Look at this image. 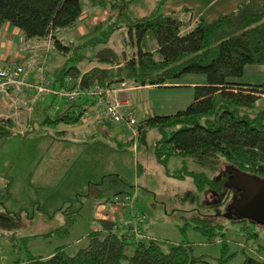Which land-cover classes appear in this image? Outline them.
I'll return each instance as SVG.
<instances>
[{"label":"trees","instance_id":"trees-1","mask_svg":"<svg viewBox=\"0 0 264 264\" xmlns=\"http://www.w3.org/2000/svg\"><path fill=\"white\" fill-rule=\"evenodd\" d=\"M132 3L133 0H88L87 9L107 11L115 16V21L102 33L103 37H93L102 30V23L92 26L80 38L73 35L71 39H65L62 36L78 26L79 18L84 12L80 0H0V28L7 23L20 32L25 43L35 41L49 44L56 57L63 60V65L55 72L53 79L47 76L48 56L40 61L44 68L43 78L50 83L51 89L65 87V79L68 78L74 84L79 82L78 88L85 92L94 88L104 89L119 82H126L134 87L170 88L166 86H172L182 76H203L205 83L193 88V102L189 106L173 115H153L143 120L136 130L137 138L143 140L145 130L158 131L160 140L155 145L154 156L163 167L172 157L190 158L199 166L209 169L217 167L218 162L223 161L228 181L231 178L228 170L263 177L264 109L254 118L247 119L238 117L230 108L252 109L264 96V83L251 85L235 82L243 76L246 67L264 66V0H260L258 4H240L232 13L217 16L210 22L200 19L192 26L184 15L164 16L160 12L163 0L157 2L150 15L131 18L127 11ZM120 20L124 22V26L116 25ZM121 28L127 34L128 41L125 43L128 50H131V55L128 58L121 53V61L118 62V54L108 48L107 43ZM84 37H91L89 45L92 48L101 47L97 59L93 61L101 68L94 67L81 75L78 64L69 66L65 55L72 49H80L74 43ZM27 68L23 67L24 70ZM31 71L34 70L27 72L28 83L35 82V72L34 79L27 80L32 76ZM48 97L39 98L36 102L44 104L50 99L56 104L51 110L56 114L58 103L65 101L59 102ZM87 102L86 98H81L76 103L65 102L68 107L61 115L46 118L42 124L52 127L58 124L74 125L83 116V111L79 110ZM13 128L14 124L10 119L0 118V140L10 137ZM119 146L120 143H117V150ZM175 176L179 178L182 175L173 174L172 177ZM185 176L190 174L186 173ZM192 177L197 182H204L198 176ZM228 181L225 185L223 183L225 188ZM220 186L221 189L222 183ZM115 196L131 197L135 204L134 198L129 194ZM134 204L131 211L121 209L131 212V224L130 227H124L125 232L116 224L100 219L97 223L104 233H89L86 236V246L75 254L68 255L65 247L56 248L48 258L32 256L26 252L21 263L209 264L204 258H194L186 244L172 246L167 252L162 251L151 239L147 242L139 240L136 245L133 244V225L139 228L135 222L139 217L133 212ZM197 221L202 223L203 229L195 227V230L200 231L208 243L223 241V234L215 233L222 231L220 226L208 220ZM234 221L246 224L245 220ZM248 225L244 229H250ZM21 226L18 216L0 213V235L5 232L11 239V235L21 229ZM69 227L62 229L64 236ZM207 229L211 231L207 232ZM248 233L256 237L255 233ZM250 240L252 239L247 238L245 242ZM24 242V239L20 240V244ZM128 248H132L131 255L126 254ZM223 253L222 249L221 255ZM220 260L219 264H223L226 258ZM13 263L20 264V261L14 260ZM241 264H264V261L246 256Z\"/></svg>","mask_w":264,"mask_h":264},{"label":"rangeland","instance_id":"rangeland-1","mask_svg":"<svg viewBox=\"0 0 264 264\" xmlns=\"http://www.w3.org/2000/svg\"><path fill=\"white\" fill-rule=\"evenodd\" d=\"M80 1L87 9L88 0ZM85 13L92 15L91 11ZM99 19L95 22H104L101 34L93 37H103L102 33L111 24L104 18ZM116 25L124 26V22L120 20ZM73 35L74 31L62 34L65 39H71ZM90 39L78 40L74 44L81 48L72 49L65 55L68 65L78 64L82 73L95 67L93 61L101 50V47L92 48ZM110 39L107 47L118 54V62L121 53L130 58L125 30ZM110 56L107 54L112 59ZM57 60L61 62L62 59L58 57ZM185 77H194L200 81L198 84L205 83L203 76H182L179 82L186 81ZM235 82L264 83V66L246 67L243 76ZM193 88H154L132 96L137 108L145 105L144 109L167 116L184 110L193 102ZM58 104L60 110L53 114L47 102L44 109L34 112L29 124L23 118L16 119L17 124L23 126L14 125L12 135L0 140V213L16 215L22 223L11 239L5 232L1 233L0 264H12L14 260L22 264L26 252L46 258L59 246H64L68 255H73L86 246L89 233H104L97 223L100 214L121 223L122 226L118 224L117 227L125 232L124 227L131 224V212L115 206L104 209L101 205L114 194H129L135 200L133 212L138 214L135 222L140 230L132 234L135 245L139 240L147 242L151 239L167 252L172 246L186 244L194 258H204L209 264H219L220 258H226L223 264H241L246 256L264 261V224L248 217L256 207L252 203L249 205L248 195H242L227 180L223 161L209 169L190 158L172 157L163 167L154 156L155 145L160 140L155 129L145 130L144 139L140 140L137 131L132 135L122 128H113L123 135L122 138L112 137L114 131H108L109 134L91 132L85 119L68 126L42 124L46 118L61 115L68 107L65 102ZM263 109L264 99H259L252 109L231 107L230 111L240 118L252 119ZM79 111H83L84 118L90 117L93 108L88 106ZM80 129L83 130L78 137H73L71 132ZM117 143H120L119 150ZM186 173L190 176H185ZM173 174L182 176L175 178ZM192 176H198L204 182H197ZM260 179L264 181V176ZM227 181L229 185L225 188L223 183L225 185ZM249 206L252 207L248 209ZM198 219L220 226L222 231L215 233H222L223 241L208 243L203 234L195 230V227L202 228ZM240 219H244L250 229H244L246 224L234 221ZM66 226L70 227L64 236L62 229ZM248 232L255 233L256 237ZM247 238L252 240L246 243ZM21 239L25 240L23 244H20ZM126 254L131 255L132 248H128Z\"/></svg>","mask_w":264,"mask_h":264},{"label":"crops","instance_id":"crops-1","mask_svg":"<svg viewBox=\"0 0 264 264\" xmlns=\"http://www.w3.org/2000/svg\"><path fill=\"white\" fill-rule=\"evenodd\" d=\"M158 1L159 0H133L132 5L127 11V14L131 18H142V17L148 16L154 11V8ZM259 1L260 0H163V4L160 8V12L164 16L184 15L185 20H190L191 26H192L194 25L196 21L200 19L206 22H210L214 20L217 16L232 13L237 9V6L240 4H244V3L258 4ZM87 11H91V10L86 9L84 7V12L79 18L78 26L74 30V35H76V37L78 38L86 35L92 26L100 24V23L95 22L99 18H100L99 20H101V18H104L105 19L104 21L109 22V23L111 22L113 23V21H115L114 19L115 16H113L112 14H109L107 11L93 10L91 11L92 15L85 13ZM101 22L102 24H104L103 21ZM123 31H124L123 28H121L117 33H122ZM20 39H21L20 32L17 29L13 28L11 25L5 23L0 28V68L7 64H17V65L27 68L32 63H34L35 65L40 64V61L45 56H48L49 64L47 65L48 67L47 76L50 79H53L55 72L59 68H61V66L63 65V60H61V62L57 60L58 57H56V53L53 52V50L51 49L52 47L47 43L40 44L35 41L26 42V43L24 42L22 47H20L19 46ZM94 65L96 67L97 64L95 63ZM78 67L79 69H81L80 66ZM90 70L88 69L87 71L83 73L80 70L81 75H84ZM31 74L32 76H30L27 79L28 81H32L34 79V71H31ZM185 78L187 79H185L186 81L184 82H179L181 79H178L175 82V84H173L172 86H166V87L180 88L184 86V87L192 88L197 85H202V84H198L200 81L194 80V77H185ZM124 83L128 87H130V89H132L130 92H128L127 96L130 99L132 106L137 112L138 120L142 122L143 120L153 115H156L153 110L148 109V108L144 109L145 105H141V108H137L135 99L132 96L138 92L154 89L156 87H150V86L134 87V86L129 85L126 82ZM112 84H117V83H112ZM263 99H264V96L260 98V100H263ZM36 101H37V98L35 97V93L33 90L24 91V93L20 95L19 98L14 97L13 99H10L7 97H1L0 98V118L10 119L15 126L18 125L19 127H21L23 125L17 124L16 119L23 118L25 119L26 124H29L33 120L32 118H33L34 112L38 111L39 108L44 109V106L47 104V102H48L47 107L50 108L51 110L52 108H54V106H56V104L50 99H48L46 103L44 104L42 103L43 105L41 103H37ZM66 108H64L63 111ZM59 110L60 108L58 104V111ZM82 119L83 120L85 119L84 121L86 122V127L89 128L91 132L109 134L108 131L109 132L114 131V136L112 135V137H119V138L123 137L122 134L115 132L116 130L110 127L103 128V129L94 127L92 123L93 120L89 116L85 118L82 116L80 120ZM82 130L83 129H80V131H77V132H71L72 136L77 138L78 137L77 134H79ZM120 135L122 136L120 137ZM115 195L117 194H114L113 197ZM103 202L104 200L102 201V203ZM98 203L100 204L101 201ZM100 216H101L100 219H103L112 224H116V225L120 224L119 226H122L121 223L109 220L106 214H100ZM61 247H64V246H61ZM52 254H50L46 258L52 256ZM12 264L14 263L12 262Z\"/></svg>","mask_w":264,"mask_h":264},{"label":"built area","instance_id":"built-area-1","mask_svg":"<svg viewBox=\"0 0 264 264\" xmlns=\"http://www.w3.org/2000/svg\"><path fill=\"white\" fill-rule=\"evenodd\" d=\"M24 41L19 40V46L22 47ZM35 72V82L26 81L29 70ZM42 64L35 65L32 63L27 69L17 64H7L0 68V98L7 97L13 99L19 98L24 91L33 90L37 99L44 97H53L59 102L76 103L81 98H86L88 102L82 106V110L89 106L93 108L90 117L93 120V126L99 129L103 128H122L126 133L135 134L136 129L141 122L138 120L137 112L132 106L127 94L132 89L124 82L111 84L102 88H94L89 91H82L78 88L79 82L73 83L71 79H65V87L51 89L50 83L43 78ZM19 108V107H17ZM133 199L126 196H114L104 204V209H110L112 206L133 210ZM132 216V215H131ZM132 234H136L138 228L133 225Z\"/></svg>","mask_w":264,"mask_h":264},{"label":"water","instance_id":"water-1","mask_svg":"<svg viewBox=\"0 0 264 264\" xmlns=\"http://www.w3.org/2000/svg\"><path fill=\"white\" fill-rule=\"evenodd\" d=\"M228 172L231 175L229 182H232V186L237 188L242 195H248L250 197L249 205L252 203L256 207L255 212L253 214L249 212L248 217L264 224V181L259 177L247 175L242 172L230 170ZM229 182L227 185H229ZM243 200L247 201L246 198ZM252 206H249L248 209Z\"/></svg>","mask_w":264,"mask_h":264}]
</instances>
